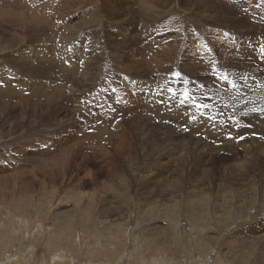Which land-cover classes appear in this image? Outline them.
I'll use <instances>...</instances> for the list:
<instances>
[{"label": "rangeland", "instance_id": "obj_1", "mask_svg": "<svg viewBox=\"0 0 264 264\" xmlns=\"http://www.w3.org/2000/svg\"><path fill=\"white\" fill-rule=\"evenodd\" d=\"M153 1L0 0V264H264V0ZM148 82L158 96L194 104L188 107L222 136L133 111V96L147 95ZM104 121L111 131L130 130L136 176L125 168L108 177L99 155L107 149L116 158L114 144L93 133ZM132 121L183 138L190 153L153 160L150 147L161 144L138 143ZM107 191L120 194L125 216L117 202L105 215Z\"/></svg>", "mask_w": 264, "mask_h": 264}, {"label": "bare ground", "instance_id": "obj_2", "mask_svg": "<svg viewBox=\"0 0 264 264\" xmlns=\"http://www.w3.org/2000/svg\"><path fill=\"white\" fill-rule=\"evenodd\" d=\"M4 1H10V4L9 5H11V1L12 0H4ZM66 1V0H65ZM110 1V0H109ZM118 1V0H117ZM170 0H154L153 1V3L154 4H156V5H160V4H165V3H170L169 2ZM101 2V1H100ZM106 2H108V1H106ZM157 2H160V4H157ZM108 3H110V2H108ZM141 3H142V5L143 6H145V4H146V0H141ZM28 4H30V3H28ZM99 4V3H98ZM119 4V3H118ZM149 4V3H148ZM25 5V4H24ZM70 5V4H69ZM105 5V4H104ZM148 6V5H147ZM150 6H154V5H150ZM0 7H1V5H0ZM6 7V6H5ZM29 7V6H28ZM103 7V6H102ZM113 7V6H112ZM36 8V7H35ZM30 9V11L32 12V10H36V9ZM144 8V7H143ZM119 9H122V8H120L119 7ZM145 9V8H144ZM147 9V8H146ZM26 10V9H25ZM248 10V9H247ZM43 11V10H42ZM94 11V10H93ZM124 11V10H123ZM127 11V10H126ZM9 12H11V11H9ZM24 12V11H23ZM43 13V12H42ZM87 13V12H86ZM5 14L6 15H9V14H11V13H7V12H5ZM82 14V13H81ZM145 14V13H144ZM124 15V14H123ZM0 16H1V13H0ZM34 16V15H33ZM88 16L89 17H92V14L90 13V14H88ZM81 17V16H80ZM20 19H22V17H20ZM35 19V18H34ZM37 19H38V17H37ZM87 19V18H86ZM40 21V20H39ZM63 22H65V21H63ZM71 27V26H70ZM74 27V26H73ZM73 27L71 28L72 30H73ZM137 27V26H136ZM76 29V28H75ZM65 31V30H64ZM58 32V31H57ZM69 32V31H68ZM74 32V31H73ZM51 33V32H50ZM52 33H54V32H52ZM69 33H72V32H69ZM75 33V32H74ZM83 33V32H82ZM52 35V34H51ZM144 35V34H143ZM56 36H58V33L56 34ZM64 36V35H63ZM70 36V35H69ZM73 36V35H72ZM52 37V36H51ZM55 37V36H54ZM59 37V36H58ZM61 37V36H60ZM62 38V37H61ZM67 38V37H66ZM66 38H65V40H66ZM125 38V37H124ZM60 39V38H59ZM55 41H56V37H55ZM51 42H52V40H51ZM58 42L59 41H57V43H56V45L58 46ZM60 42H61V40H60ZM59 42V43H60ZM67 43V42H66ZM63 44V42H62V44L63 45H67V44ZM140 43H141V41H140ZM55 44V43H54ZM61 44V43H60ZM111 44V43H110ZM145 44V43H144ZM233 43H231V45H232ZM240 44V43H239ZM238 44V45H239ZM242 44V43H241ZM244 44V43H243ZM53 45V44H52ZM56 46V47H57ZM68 46V45H67ZM67 46H65L66 48H67ZM140 46H141V44H140ZM229 46H230V44H229ZM232 46H234V45H232ZM232 46H230V48L231 49H233V47ZM241 46V45H240ZM52 47H54V46H52ZM59 47V46H58ZM143 47V46H142ZM237 47H239V46H237ZM62 49V48H61ZM60 49V50H61ZM72 49H74V47L72 48ZM238 49V48H237ZM62 50H64V49H62ZM59 51V50H58ZM13 52V51H12ZM14 52H16V51H14ZM13 52V53H14ZM60 52V51H59ZM95 52V51H94ZM136 52H138V51H136ZM261 52V51H260ZM54 53V52H53ZM61 53V52H60ZM102 53V52H101ZM120 53V52H119ZM131 53V52H130ZM141 53V52H140ZM173 53V52H172ZM175 53V52H174ZM63 54V53H62ZM61 54V55H62ZM92 54H94V53H92ZM123 54V53H122ZM129 54V53H128ZM136 54V53H135ZM14 54H12V56H13ZM22 55V54H21ZM58 55H59V53H58ZM64 55V54H63ZM65 55H66V53H65ZM62 56V57H65V60H66V57H68V56ZM69 55V54H68ZM130 55H132V53L130 54ZM7 57H10L11 55H6ZM46 55H44V57H45ZM61 57V58H62ZM125 57V56H124ZM130 57V56H129ZM11 58V57H10ZM115 58V57H114ZM119 58V57H118ZM150 58V57H149ZM69 59V58H68ZM67 59V60H68ZM91 59V58H90ZM6 60H7V58H6ZM59 60H60V58H59ZM64 60V59H63ZM149 60V59H148ZM7 61H9V60H7ZM58 61V60H57ZM69 61V60H68ZM102 61V60H101ZM65 62V61H64ZM63 62V63H64ZM70 62V61H69ZM99 62V61H98ZM116 63L118 62V61H115ZM114 62V63H115ZM124 62H126L125 60H124ZM123 62V63H124ZM154 62V61H153ZM188 62V61H187ZM9 63V62H8ZM61 64H62V62H60ZM59 63V64H60ZM71 63V62H70ZM93 63V62H92ZM111 63H113V62H111ZM150 63V62H149ZM185 63V62H184ZM60 64V65H61ZM118 64V63H117ZM122 64V63H121ZM152 64V63H151ZM159 64V63H158ZM72 65H74V64H72ZM76 65V64H75ZM157 65V64H156ZM63 67H62V69H65V70H68V68H69V64L67 63V64H63L62 65ZM123 66V65H122ZM153 66V65H152ZM1 67H2V65H1ZM86 67V66H85ZM109 67V66H108ZM120 67V66H119ZM3 68V67H2ZM71 68V67H70ZM78 68V67H77ZM87 68V67H86ZM90 68V67H89ZM92 68V67H91ZM116 68V67H115ZM154 68H156V67H154ZM223 68V67H222ZM22 70H25L26 68H21ZM72 69V68H71ZM70 69V71H68V72H71L72 70ZM88 69V68H87ZM2 70H4V68L2 69ZM64 70V71H65ZM75 70V69H74ZM85 70V69H84ZM118 70V69H117ZM6 71H7V69H6ZM5 71V72H6ZM10 71V70H9ZM14 71V70H13ZM20 71V70H19ZM25 71H23V73H24ZM114 72V71H113ZM117 72V71H116ZM120 72V71H119ZM11 73V72H10ZM14 73H15V71H14ZM21 73H22V71H21ZM72 73H75L74 71L72 72ZM83 72H81V74H82ZM6 74V73H5ZM26 74V73H25ZM65 74V73H64ZM67 74V73H66ZM71 74V73H70ZM99 74V73H98ZM231 74V73H230ZM15 75V74H14ZM109 75V74H108ZM164 75V74H163ZM223 75V74H222ZM84 76V75H83ZM7 77H8V75H7ZM9 77H11V76H9ZM16 77V76H15ZM66 77V76H65ZM64 77V78H65ZM68 77V76H67ZM85 77V76H84ZM120 77V76H119ZM167 77V76H166ZM221 77V76H220ZM2 78V77H1ZM86 78V77H85ZM116 78V77H115ZM222 78V77H221ZM224 78V77H223ZM237 78V77H236ZM3 79V78H2ZM98 79V78H97ZM167 79H169V78H167ZM176 79V78H175ZM235 79V78H234ZM238 79H239V77H238ZM241 79V78H240ZM12 80H14V78L12 79ZM15 80H17V79H15ZM14 80V81H15ZM222 80H226L225 78L224 79H222ZM250 80V79H249ZM3 81V80H2ZM8 81H9V79H8ZM8 81H6V83L8 82ZM77 81V80H76ZM168 81V80H167ZM19 82H20V84L21 85H19ZM19 82L17 83V81H16V84H18L19 86H22V83H21V80H19ZM154 82V81H153ZM226 82V81H225ZM224 82V83H225ZM3 83V82H2ZM14 83V82H13ZM234 83V82H233ZM27 84V83H26ZM25 84V85H26ZM39 84V83H38ZM37 84V85H38ZM152 84V83H151ZM151 84H150V82H148L146 85V88H147V95H142V96H137V95H134L133 97L135 98V99H133L134 100V104H133V111H135V110H137L138 112L139 111H146V112H150V113H154V115L156 114V116H160V117H162L163 119H168L169 117H174V120H172V121H174L175 123H177L178 125H184L186 128H188L189 130H190V133H203V134H206L208 137H209V135L212 137V136H214V137H218V136H222V135H218V132H216L217 130H216V128L214 129L213 128V124H215V123H213L212 125H210V124H208L207 122H209V121H207L206 122V120H202L200 117H199V115L195 112L196 110H194L193 109V107H188V106H193L194 104H190V105H188V106H186L185 104H182L181 102L179 103L178 101H177V98L175 99V97L172 99V98H169V97H167V94H169V93H165V92H163L162 94H160L161 96H158V94H156L157 92H155V93H153V89H152V86H151ZM155 84V83H154ZM193 84V83H192ZM236 84V83H235ZM1 85V84H0ZM27 85H30V83L29 84H27ZM66 85V84H65ZM199 85V84H198ZM197 85V86H198ZM221 85V84H220ZM13 86H15V84H13ZM12 86V87H13ZM18 86V87H19ZM43 86V85H42ZM110 86V85H109ZM149 86H151V87H149ZM162 86V85H161ZM178 86V85H177ZM23 87V86H22ZM31 87H33L35 90H38V88L37 87H39V86H36V84H34V85H32ZM70 87V86H69ZM139 87V86H138ZM155 87V86H154ZM171 87V86H170ZM29 88V87H28ZM60 88V87H59ZM155 88H157V86L155 87ZM168 88V87H167ZM245 88V87H244ZM249 88V87H248ZM9 89V88H8ZM13 89V88H12ZM14 89H16V88H14ZM24 89H26L27 90V88H25L24 87ZM34 89H31V88H29L28 90H30L31 91V93H32V91H34ZM66 89V88H65ZM64 89V90H65ZM175 89H178V88H175ZM27 90V91H28ZM54 90V89H53ZM57 90H58V88H57ZM60 91H61V89H59ZM63 90V89H62ZM78 90V89H77ZM123 90V89H122ZM128 90H130V89H128ZM127 90V91H128ZM159 90V89H158ZM210 90V89H209ZM212 90V89H211ZM0 91H2L3 92V90H0ZM65 91H67V90H65ZM64 91V92H65ZM78 91H80V90H78ZM133 91V90H132ZM172 91V90H171ZM175 91V90H174ZM178 91V90H177ZM186 91V90H185ZM213 91V90H212ZM234 91V90H233ZM29 92V91H28ZM36 92V91H35ZM39 93H40V90L38 91ZM41 92H42V90H41ZM44 92V91H43ZM42 92V93H43ZM50 92H52V91H50ZM49 92V93H50ZM68 92H69V90H68ZM67 92V93H68ZM73 92V91H72ZM75 92V91H74ZM77 92V91H76ZM75 92V93H76ZM125 92V91H124ZM235 92V91H234ZM1 93V92H0ZM13 93L15 94V92L13 91ZM34 93V92H33ZM37 93V92H36ZM35 93V94H36ZM46 92H44V94H45ZM48 93V92H47ZM55 93H57V92H55ZM176 93V92H175ZM187 93V92H186ZM216 93V92H215ZM230 93V92H229ZM247 93V92H246ZM2 94V93H1ZM29 94V93H28ZM38 94V93H37ZM53 94H54V92H53ZM73 94V93H72ZM174 94V93H173ZM189 94V93H188ZM234 94V93H233ZM232 94V95H233ZM3 95V94H2ZM31 95V94H30ZM59 95V94H58ZM64 95V94H63ZM67 95H69V94H67ZM77 95H79L78 93H77ZM76 95V97H78ZM128 95H131V93H130V91L128 92ZM171 95V94H170ZM176 94H174L173 96H175ZM179 95V94H178ZM182 95V94H181ZM194 94H192V96H193ZM230 95V94H229ZM235 95V94H234ZM10 96V95H9ZM55 96V95H54ZM60 97H58V98H61V94L59 95ZM80 96V95H79ZM136 96V97H135ZM172 96V95H171ZM185 95H183V97H184ZM189 96V95H188ZM190 96H191V93H190ZM189 96V97H190ZM4 97V96H3ZM23 97V96H22ZM21 97V98H22ZM57 97V96H56ZM71 97V96H70ZM177 97V96H176ZM1 98V97H0ZM41 98V97H40ZM63 98V97H62ZM113 98V96H109L108 97V100L110 101L111 99ZM185 98H187V97H185ZM184 98V99H185ZM227 98V97H226ZM20 99V98H19ZM39 99V98H38ZM71 99V98H70ZM129 99V98H128ZM180 99V98H179ZM183 99V100H184ZM192 99H193V97H192ZM4 99H2V101H3ZM26 100V98L25 99H22V101H25ZM72 100V99H71ZM82 100V99H81ZM123 100V99H122ZM126 100V99H125ZM158 100V101H157ZM160 100V101H159ZM187 100V99H186ZM1 101V100H0ZM181 101V100H180ZM71 102V101H70ZM79 102V101H78ZM122 102V101H121ZM188 101H186L185 103H187ZM80 103V102H79ZM133 103V102H132ZM192 103V102H191ZM193 103H194V101H193ZM0 104H2V102H0ZM81 104V103H80ZM132 105V104H131ZM196 105H197V103H196ZM203 105V104H202ZM198 106L199 105H197V108H198ZM205 106V105H204ZM244 106V105H243ZM202 108H203V106H202ZM205 108V110H206V107H204ZM208 108V107H207ZM200 109V108H199ZM198 109V110H199ZM210 110V109H209ZM211 111V110H210ZM243 111V110H242ZM45 112H48V110L46 109L45 110ZM123 112H127V109H126V107L125 106H122L121 105V108L119 109V113H120V116H123V117H125V115L124 114H122ZM201 114V113H200ZM203 114V113H202ZM205 114V113H204ZM203 114V115H204ZM236 114V113H235ZM130 115V114H129ZM146 115V114H145ZM177 115H179V117H178V119L176 118V116ZM208 116V115H207ZM215 116V115H214ZM85 117V116H84ZM132 117V116H131ZM212 117V116H211ZM226 117V116H225ZM150 118V117H149ZM157 118V117H156ZM195 118V119H194ZM210 118V117H209ZM90 119H92V118H90ZM141 119V118H140ZM148 119V118H147ZM152 119V118H151ZM159 119V118H158ZM161 119V118H160ZM171 119V118H170ZM217 119V118H216ZM227 119V118H226ZM214 120V119H213ZM69 121V120H68ZM96 121V120H95ZM145 121V120H144ZM140 122V123H138V121H132L133 123H136V124H129V126H131V127H133V129H135V131H134V138L136 139V141H138V143H145V139H149V140H151L152 138H154L155 139V143L153 144V143H151V144H153V145H157L158 143H160L161 145L157 148V147H150L151 146V144H150V142H149V144L148 145H150L149 147H150V152H153L154 153V155H156V156H153L152 157V159L153 160H159L160 159V157H161V154H163V155H165V156H169V157H172V158H175V159H177L179 156H180V158L181 157H184V154H187V153H190V150H191V147H190V144L189 143H183V142H180L181 140H183V138L182 139H180V141H179V139H178V141L176 140L175 141V138L172 136V135H170L169 134V132L167 133V130H165V129H162V131H161V133L160 134H157V131L156 130H158V129H156V128H154V126H150L149 125V123L147 124V123H145V122ZM149 121V120H148ZM165 121V120H164ZM171 121V120H170ZM181 121V122H180ZM184 121V122H183ZM221 121V120H220ZM254 121V120H253ZM263 120H261V122H262ZM159 122V121H158ZM255 122H257L256 121V119H255ZM260 121H258V123H259ZM264 122V121H263ZM96 123V122H95ZM104 124H103V126H98V130L97 129H95L94 130V134H96L97 136H98V134H99V132L100 131H102V133H103V136L105 135V136H107V137H109V138H111L112 140H110V139H106V140H108L110 143H113L114 144V147H115V149H114V155L116 156V158L117 159H119V160H117L111 153H112V151L110 152L109 150H107V149H103V151L100 153V155H99V158H103V161H105V166L107 167V171H108V177H110V178H112V175H113V172L112 171H118V170H120L121 172H125L126 170H125V168H127V170H129L130 172H131V175L132 176H136L135 175V173H136V171H137V169L136 168H138V167H136L135 166V163H136V157H135V153H137V152H135V153H130V150L131 149H133V140H132V136H131V133L128 131V129L126 130L125 128H119V127H114L115 128V130H113V131H111V127H107V125H109V124H107L106 123V121H104L103 122ZM207 123V124H206ZM209 123H211V122H209ZM241 123V122H240ZM160 124H161V122H160ZM255 124V123H254ZM263 124V123H262ZM175 125V124H174ZM189 125V126H188ZM235 125V124H234ZM264 125V124H263ZM175 126H177V125H175ZM228 126V125H227ZM230 126V125H229ZM236 126V125H235ZM259 126V125H258ZM257 126V127H258ZM80 127V126H79ZM161 127V126H160ZM165 126L163 125V127L162 128H164ZM216 127V126H215ZM260 127V126H259ZM256 128V127H255ZM261 128V127H260ZM179 129H180V127H179ZM182 129V128H181ZM264 129V128H263ZM216 130V131H215ZM258 130L260 131V129L258 128ZM262 130V129H261ZM170 131V130H169ZM183 131V130H182ZM256 131V130H255ZM264 131V130H263ZM179 132V131H178ZM261 132V131H260ZM75 133V132H74ZM82 133V132H81ZM138 133H139V135H138ZM180 134H182L181 133V131L179 132ZM178 133V134H179ZM184 133V132H183ZM189 133V134H190ZM225 133V132H224ZM83 136H85L84 138H81V139H84V141H86V142H84L83 143V140H82V143L83 144H85V145H87L88 143L90 144V142H88V138H86L87 136H90L89 134H88V132L87 131H83ZM91 134V133H90ZM93 134V135H94ZM187 134V133H186ZM220 134V133H219ZM58 135V134H57ZM72 135H73V131H72ZM87 135V136H86ZM138 135V136H137ZM177 135V134H176ZM228 135V134H227ZM76 136V135H75ZM83 136H81V137H83ZM91 136H92V134H91ZM97 136H95L96 138H97ZM102 136V139L104 138ZM184 135H182V137H183ZM235 136H237V135H235ZM95 137H94V139H95ZM99 137V136H98ZM163 137H165V138H163ZM176 137V136H175ZM178 137V136H177ZM180 137H181V135H180ZM77 138V137H76ZM80 138V137H79ZM78 138V139H79ZM100 138V137H99ZM207 138V137H206ZM219 138V137H218ZM91 139V138H90ZM101 139V138H100ZM153 139V140H154ZM156 139H161V140H163V141H160V140H156ZM201 139V138H200ZM223 139H225V138H223ZM43 140V139H42ZM64 140V139H63ZM69 140V139H68ZM153 140H151V142L153 141ZM226 140V139H225ZM242 140V139H241ZM52 141V140H51ZM96 141V140H95ZM157 141V142H156ZM222 141H224V140H222ZM94 142V141H93ZM101 142V141H100ZM148 142V141H147ZM224 142H226V141H224ZM92 143V142H91ZM157 143V144H156ZM230 143V142H229ZM54 144V143H53ZM57 144V143H56ZM58 145H59V149H60V151L62 152L63 150H65V146H66V144H65V142H61V144L60 143H58ZM85 145H82V146H85ZM224 145V144H223ZM241 145H243V144H241ZM40 146V145H39ZM49 146V145H48ZM47 146V147H48ZM89 146V145H88ZM235 145H233L232 147H234ZM244 146V145H243ZM26 147V146H25ZM50 147V146H49ZM69 147V146H68ZM145 146H143V148H144ZM204 147V146H203ZM33 148V147H32ZM97 148H99V151H101L102 149H101V145L100 146H98ZM146 148V147H145ZM145 148H144V150H145ZM196 148V147H195ZM205 149H206V147H204ZM226 148V147H225ZM252 148V147H251ZM24 149V148H23ZM54 149V148H53ZM198 149V148H197ZM255 149V148H254ZM27 150H29V149H27ZM148 150V149H147ZM164 150V151H163ZM231 150H233L234 152H237L238 150H239V147L238 146H235L233 149H231ZM198 150H193L192 152H197ZM209 151L211 152V149H209ZM216 151V150H215ZM199 152V151H198ZM241 152H243V156H245V159H246V157H247V153H248V148L247 147H244L243 148V150H241ZM253 152V151H252ZM26 153V152H25ZM47 153H48V151H47ZM57 153V152H56ZM139 153H140V151H139ZM253 153H255V152H253ZM263 153V152H262ZM35 154V153H34ZM44 154H45V152H44ZM152 154V153H151ZM212 154V153H211ZM210 154V155H211ZM46 155V154H45ZM72 155V154H71ZM201 155H202V153H201ZM205 155V154H204ZM252 155V154H251ZM29 155H27V157H28ZM32 156H33V154H32ZM37 156V155H36ZM35 156V157H36ZM47 157H49L50 155H46ZM250 156V155H249ZM254 156V155H253ZM34 157V156H33ZM44 157V156H43ZM52 157V156H51ZM139 157V156H138ZM169 157H166V158H169ZM210 157V156H209ZM162 158V157H161ZM204 158V157H203ZM206 158V157H205ZM211 158H212V156H211ZM238 158V157H237ZM45 159H46V157H45ZM140 159V158H139ZM144 159H145V157H144ZM179 159V158H178ZM195 159V158H194ZM255 159V158H254ZM120 160H122V162L120 161ZM180 160V159H179ZM187 160V159H186ZM191 160V161H190ZM189 160V162H192V159H190ZM213 160H214V158H213ZM123 161L125 162V164H123ZM188 161V160H187ZM195 161V160H194ZM201 161V160H200ZM249 161H251V160H249ZM253 161V160H252ZM155 162V161H154ZM174 162H176V161H174ZM197 162V161H196ZM203 162V161H202ZM207 162H208V160H207ZM247 162V161H246ZM117 163H120V165L122 164V168H120L119 166H118V164ZM195 163V162H194ZM200 163V162H199ZM213 163V162H212ZM211 163V164H212ZM255 163V162H254ZM197 164H198V162H197ZM216 164V163H215ZM140 165V164H139ZM163 165V164H162ZM165 166V165H164ZM189 166V165H188ZM191 166H193V165H191ZM205 166V165H204ZM228 166V165H227ZM124 167V168H123ZM162 167V166H161ZM170 167V166H169ZM173 167H175V166H173ZM163 169H166L167 167H162ZM171 168V167H170ZM230 168V167H229ZM185 169V168H184ZM166 170H168V168L166 169ZM166 170H164V171H166ZM171 170H172V168H171ZM171 170H169V171H171ZM202 170V169H201ZM207 170V169H206ZM164 171H163V173H164ZM128 172V171H127ZM160 172V171H159ZM168 172V171H167ZM200 172V171H199ZM207 172V171H206ZM157 173H158V170H157ZM162 173V172H161ZM162 173V174H163ZM166 173V172H165ZM188 173V172H187ZM194 173V172H193ZM202 173V172H201ZM204 173V172H203ZM208 173V172H207ZM160 174V173H159ZM209 174V173H208ZM211 174V173H210ZM161 175V174H160ZM177 175V176H176ZM188 175V174H187ZM223 175V174H222ZM92 176V175H91ZM166 176V175H165ZM165 176H163L164 178H165ZM174 176H176V179L177 180H182V176L180 175V174H178V173H176L175 172V175ZM190 176V175H189ZM162 177V178H163ZM4 178V177H3ZM109 178V179H110ZM167 178V180H168V177H166ZM205 178V177H204ZM90 179H91V177H90ZM128 179H131L129 176H128V178H125V177H122L120 180H128ZM184 179V178H183ZM199 179V178H198ZM1 180H3V179H1ZM155 179H153V181H154ZM171 180V179H170ZM202 180H203V178H202ZM27 181H29V180H27ZM183 182H184V180H182ZM188 181V180H187ZM111 182H112V184H111V186L113 185V180H111ZM167 182V181H166ZM189 182V181H188ZM169 182H167V184H168ZM211 183V182H210ZM171 184V183H170ZM170 184H169V186H170ZM187 184V183H186ZM201 184V183H200ZM212 184V183H211ZM172 185V184H171ZM202 185H204V184H202ZM213 185V184H212ZM219 185V184H218ZM217 185V186H218ZM184 186V185H183ZM125 186H124V184H120V185H118V184H115L114 185V190H115V188H121V191L123 192V193H125V188H124ZM186 187V186H185ZM191 186L189 185V188H190ZM224 187V186H223ZM171 189H172V187H170ZM184 188V187H183ZM192 188V189H191ZM190 189L193 191V186L191 187ZM197 188V187H196ZM214 188V187H213ZM110 189H111V187H110ZM185 189H188V188H185ZM189 189V190H190ZM205 189V188H204ZM207 189V188H206ZM254 189H256V188H254ZM108 190V189H107ZM184 190V189H183ZM219 190V189H218ZM221 190V189H220ZM186 191V190H185ZM184 191V192H185ZM195 191V190H194ZM264 191V190H263ZM108 192V191H107ZM181 192V191H180ZM188 192V191H187ZM191 192V191H190ZM196 192V191H195ZM220 192V191H219ZM223 192V191H222ZM221 192V193H222ZM244 192V191H243ZM255 192H257V191H255ZM161 193V192H160ZM179 193V192H178ZM162 194V193H161ZM167 194V193H166ZM199 194V193H198ZM223 194V193H222ZM143 195V194H142ZM156 195H158V194H156ZM155 195V196H156ZM169 195V194H168ZM182 195H183V193H182ZM224 195V194H223ZM256 195V194H255ZM103 196V195H102ZM105 197L107 196V198L105 199V203H106V205L103 203V205L101 206V208L103 207V209L105 210V215H109V213L113 210V203L114 202H117L118 203V207L120 208V215H122V216H125L127 213H126V211H127V208H122V203H120V201H121V196H120V194L118 193L117 194V199H115V196L114 195H112L111 197H109V192H108V194L107 195H104ZM242 196V195H241ZM251 198V197H250ZM264 198V197H263ZM224 199V198H223ZM225 200V199H224ZM228 200V199H227ZM173 201V200H172ZM178 201V200H177ZM237 201V200H236ZM174 202V201H173ZM227 202V201H226ZM264 202V201H263ZM252 203V202H251ZM254 203V202H253ZM257 203V202H256ZM116 204V203H115ZM114 204V205H115ZM255 204V203H254ZM262 204V203H261ZM172 205V204H171ZM252 205V204H251ZM263 205V204H262ZM116 206V205H115ZM126 206V205H125ZM151 206V205H150ZM174 207V206H173ZM263 207V206H262ZM262 207H261V210L260 211H262ZM116 208V207H115ZM167 208V207H166ZM155 209V208H154ZM170 209H172V208H170ZM186 209V208H185ZM260 209V208H259ZM257 212V211H256ZM263 212V211H262ZM100 213V212H99ZM153 213V212H152ZM156 213V212H155ZM243 213V212H242ZM187 214H189V213H187ZM239 214V213H238ZM249 214V213H248ZM259 214V213H258ZM199 215V214H198ZM247 215V214H246ZM253 216V215H252ZM166 217V216H165ZM193 217V216H192ZM248 217V216H247ZM160 218V217H159ZM162 219V218H161ZM246 219V218H245ZM134 221V220H133ZM193 221V220H192ZM200 221V220H199ZM249 221V220H248ZM261 222H262V220H260ZM264 221V220H263ZM204 222V221H203ZM257 222H259V221H257ZM256 222V223H257ZM135 224V223H134ZM202 224H204V223H202ZM246 224V223H245ZM143 225V224H142ZM257 225V224H256ZM117 226H119L118 224H117ZM122 226V225H121ZM237 226V225H236ZM262 226H264V224L262 225ZM198 227V226H197ZM227 227V226H226ZM259 228V227H258ZM123 229V228H122ZM197 229V228H196ZM248 229V228H247ZM144 230V229H143ZM244 230V229H243ZM155 231V230H154ZM248 231V230H247ZM135 232V231H134ZM161 232V231H160ZM244 232H246V231H244ZM260 232V231H259ZM140 233H141V231H140ZM236 233V232H235ZM160 235H161V233H160ZM221 235V234H220ZM247 235V234H246ZM251 235V234H250ZM236 236V235H235ZM207 237V236H206ZM237 237V236H236ZM243 237V236H242ZM135 238V237H134ZM137 238V237H136ZM247 238V237H246ZM5 239V238H4ZM155 239V238H154ZM163 239V238H162ZM211 239V238H210ZM243 239H244V237H243ZM249 239V238H248ZM6 240V239H5ZM161 240V239H160ZM173 240V239H172ZM212 240V239H211ZM210 240V241H211ZM232 240H233V238H232ZM235 240V239H234ZM241 240V239H240ZM174 241V240H173ZM213 241V240H212ZM224 241V240H223ZM228 241V240H227ZM226 241V242H227ZM236 241V240H235ZM238 241V240H237ZM244 241V240H243ZM212 243V242H211ZM231 243H232V241H231ZM235 243V242H234ZM234 243H233V245H234ZM244 243V242H243ZM216 244V243H215ZM240 244V243H239ZM12 246V245H11ZM137 246V245H136ZM235 246V245H234ZM229 247H230V245H229ZM10 248V247H9ZM215 248V247H214ZM230 248H233L232 246L230 247ZM235 248V247H234ZM243 248V247H242ZM30 251V250H29ZM235 251V250H234ZM231 252V251H230ZM14 253V252H13ZM30 254H32V252L30 251L29 252ZM11 254H12V252H11ZM228 255H230V254H228ZM12 257H14L13 256V254L11 255ZM231 256V255H230ZM233 256H235V255H233ZM12 257H10V258H12ZM9 258V259H10ZM200 258V257H199ZM232 258V257H231ZM8 260V259H7ZM7 260H3L2 262H6L7 264H8V262H7ZM54 260H56V259H54ZM13 261V260H12ZM53 261V260H52ZM73 262V261H72ZM50 263V262H49ZM69 263V262H68ZM68 263H65V264H68ZM243 263V262H242ZM241 263V264H242ZM45 264H47V263H45ZM244 264V263H243Z\"/></svg>", "mask_w": 264, "mask_h": 264}]
</instances>
